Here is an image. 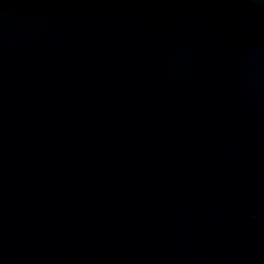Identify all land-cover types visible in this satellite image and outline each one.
I'll use <instances>...</instances> for the list:
<instances>
[{
    "label": "water",
    "instance_id": "1",
    "mask_svg": "<svg viewBox=\"0 0 264 264\" xmlns=\"http://www.w3.org/2000/svg\"><path fill=\"white\" fill-rule=\"evenodd\" d=\"M0 264H264V0H0Z\"/></svg>",
    "mask_w": 264,
    "mask_h": 264
}]
</instances>
